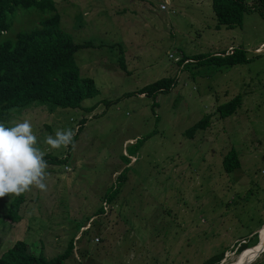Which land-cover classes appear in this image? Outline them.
Here are the masks:
<instances>
[{"label":"rangeland","instance_id":"obj_1","mask_svg":"<svg viewBox=\"0 0 264 264\" xmlns=\"http://www.w3.org/2000/svg\"><path fill=\"white\" fill-rule=\"evenodd\" d=\"M53 2L59 28L76 44L96 46L77 51L74 62L97 95L78 109L49 113L34 102L12 112L7 126L29 119L41 151L67 159L47 167L45 190L26 191L18 222L6 217L15 194L0 197V256L22 241L53 259L72 239L64 264H203L216 253H223L219 264H230L257 248L258 232L263 244L264 19L251 11L241 27L216 30L211 0ZM18 17L1 41L48 16L29 10ZM234 49L248 62L178 64ZM169 78L176 85L166 94H135ZM236 96L239 105L222 118L217 107ZM204 117L205 129L188 139L184 133ZM57 128L75 133L69 153L46 150L44 137ZM230 150L240 167L226 174L221 165ZM112 187L118 194L104 203ZM101 207L103 215H94ZM249 241L252 247L236 253ZM250 264H264V252Z\"/></svg>","mask_w":264,"mask_h":264},{"label":"trees","instance_id":"obj_2","mask_svg":"<svg viewBox=\"0 0 264 264\" xmlns=\"http://www.w3.org/2000/svg\"><path fill=\"white\" fill-rule=\"evenodd\" d=\"M211 9L216 20V30L241 27L244 14L251 11H256L264 19V0H211ZM29 10L40 11L43 16L48 17L30 32H17L11 38L1 41L2 36L8 33L13 23L22 17H18V13ZM59 22L60 17L53 0H0V33H3L0 35V123H4L5 126L10 122L13 111H18L34 102H38L40 108L51 113L57 109H78L83 101L97 95L93 81L81 77L74 62V54L77 51L96 48V46L91 42L74 43L72 37L59 28ZM190 60L189 62L188 59H183L178 61V64L221 68L248 62L242 49H234L227 54L215 53L213 56L196 55ZM118 66L120 71L126 72L122 55L118 58ZM175 85V78L161 79L139 89L135 94L154 99L157 94L168 93ZM238 102L239 97L236 96L233 100L217 107V112L222 118L231 116L239 105ZM151 106L154 107L155 103L153 102ZM81 122L83 123V120L80 124ZM207 122L208 117L202 118L184 135L192 139L194 133L205 129ZM70 147L71 145L67 147V153ZM127 157L133 156L127 155ZM44 159L48 166H61L67 158L60 159L44 154ZM129 162L126 165H129ZM221 166L226 174L240 167L234 150H230L223 157ZM124 173L125 169L118 174L117 183L124 181ZM109 191L103 196L104 203H111L119 190L117 187H112ZM25 195L26 192L14 195L9 203L6 217L12 223L20 219L19 209L24 203ZM103 213L101 207L94 215L101 216ZM93 216L87 218L86 224ZM251 240H257V235L251 237ZM249 244L250 241L238 244L236 253H245L252 247ZM73 250L74 244L71 239L62 254L47 259L42 253H30L24 242L17 241L0 256V264H64L71 258ZM222 259L223 253H216L203 264H219Z\"/></svg>","mask_w":264,"mask_h":264},{"label":"clouds","instance_id":"obj_3","mask_svg":"<svg viewBox=\"0 0 264 264\" xmlns=\"http://www.w3.org/2000/svg\"><path fill=\"white\" fill-rule=\"evenodd\" d=\"M74 135L70 128H57L45 135L43 143L46 150L65 149L73 145ZM47 167L29 119L13 122L11 126L0 123V197L20 195L32 187L45 190Z\"/></svg>","mask_w":264,"mask_h":264},{"label":"bare ground","instance_id":"obj_4","mask_svg":"<svg viewBox=\"0 0 264 264\" xmlns=\"http://www.w3.org/2000/svg\"><path fill=\"white\" fill-rule=\"evenodd\" d=\"M263 228H264V225L262 226ZM261 227V228H262ZM262 228V229H263ZM258 246H257V248H254V250L253 251H250L249 253H248V255H246V256H248L247 258H246V256H244L241 260H236V261H234V262H232V263H230V264H246V263H249V262H251L253 259H255V257H256V255L259 253V252H261L262 250H264V236L262 237V242H263V244H261L260 243V236H259V232H258ZM245 258V259H244Z\"/></svg>","mask_w":264,"mask_h":264},{"label":"water","instance_id":"obj_5","mask_svg":"<svg viewBox=\"0 0 264 264\" xmlns=\"http://www.w3.org/2000/svg\"><path fill=\"white\" fill-rule=\"evenodd\" d=\"M263 252H264V250H262L261 252H259V253L256 255L255 259H253L251 262L246 263V264L253 263V262H254V261L260 256V254H262Z\"/></svg>","mask_w":264,"mask_h":264}]
</instances>
